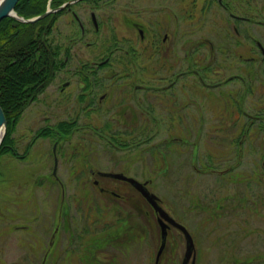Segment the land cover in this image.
Returning a JSON list of instances; mask_svg holds the SVG:
<instances>
[{"label": "rangeland", "instance_id": "1", "mask_svg": "<svg viewBox=\"0 0 264 264\" xmlns=\"http://www.w3.org/2000/svg\"><path fill=\"white\" fill-rule=\"evenodd\" d=\"M184 1L182 5L180 0H117L98 10L101 20L110 15L108 23L101 24L98 37L135 40L138 67L142 70L138 83L149 77L144 71L154 58L148 56L149 39L140 41L129 19L147 26L148 38L162 37L167 13L173 15L174 21L178 15L171 28H180V34L185 33L186 38L223 36L219 34V26L227 21L228 14L214 9L201 12L202 0ZM250 1L254 7L258 6L259 1ZM87 6L86 2L76 5L80 16L86 17ZM256 9L252 10L244 0V15L255 16ZM261 17L264 20V11ZM57 28L72 32V36L80 34L76 22L67 15ZM250 36L264 38V27H244V38ZM71 46L70 69L79 68L80 63L102 53L100 46L85 47L82 43ZM232 59V69L240 71L241 61L233 56L230 62ZM247 65L244 63V69ZM220 79L209 74L205 80L214 83ZM261 79H252L251 94H247L243 106L239 103L244 84L233 79L212 89L201 85L202 106L196 109L189 104L184 109L180 105V110L174 111L179 118L170 124L154 125L137 108L128 125L99 127L106 138H90L86 133L90 129L78 125L73 136L57 146L60 181L52 174L55 139H34L39 128L50 125L54 117H62L66 112L64 106L57 110L50 106L53 86L47 88L25 110L13 132L16 155L6 153L2 157L0 264H181L186 248L181 231L175 227L169 230L165 257L156 263L161 229L153 207L131 183L92 175L88 167L149 180L148 188L160 197L162 206L192 233L195 264H264V120L254 119L247 127L248 115L258 114L264 99L257 82ZM144 91L137 90V95L145 97ZM150 99H154L161 119L168 117V112L173 114L154 97ZM107 108L104 105L98 116L92 114L95 110H89L100 126L108 119ZM92 119L89 121L93 122ZM115 132L124 148L110 143L108 138ZM31 141L35 142L29 145ZM25 153V158L19 157ZM68 168H73L74 174L67 173ZM4 176L7 180L3 181ZM119 213H129L126 217L129 225L136 224L127 234L131 238L124 233L119 243L100 246L92 243L93 236L112 238L114 229L108 235H102V230L106 225L111 229ZM136 229L142 236L136 234Z\"/></svg>", "mask_w": 264, "mask_h": 264}, {"label": "flooded vegetation", "instance_id": "2", "mask_svg": "<svg viewBox=\"0 0 264 264\" xmlns=\"http://www.w3.org/2000/svg\"><path fill=\"white\" fill-rule=\"evenodd\" d=\"M115 1L117 0H100L97 6H92L86 1V4H88L86 17L80 16L76 8L73 7L61 14L56 20L52 31L55 36L52 39L62 42L64 46L66 45L59 56L63 57L64 55V58L59 61L58 68L52 71L48 84L40 91L37 98L30 103L31 105L37 102L47 88L53 86L50 106L56 110L64 106L66 112L62 117H54L55 121L50 125L65 121L73 123L77 127L82 125L83 129H90L86 131L90 138L96 136L106 138V133L99 127L128 125L133 112H137V108L144 116H147L146 120L154 125L173 122L179 118L174 111L178 112L180 105L186 109L191 104L193 108L199 109L202 106L200 95L203 96V93L200 92L201 85L212 89L233 79H239L244 84L242 98L239 103L243 106L247 94H251L249 90L253 82L252 79L258 77L262 78L257 82L263 90L262 94H264V38L252 36L244 38V27L248 28L250 25L264 27V20L261 17V13L264 11V0H257L259 1L257 7H254L253 1L247 0L248 7H251L252 10L257 8L255 16L244 15V0H202L200 3L201 12L206 9H214L229 15H227V21L221 22V26H219V34L223 35L220 38H186L185 33L180 34V28H171L172 23L178 20V15L175 16L174 21L173 15L169 13H167L168 19L163 25L164 33L162 37L157 35L148 38L147 26L137 19H129L128 23L139 34V40L143 42L149 39L150 52H148V56L154 58L150 68L144 71L149 77L145 79V82L140 83H138L137 78L142 70L138 67L139 50L136 47L135 40L97 36L101 24L102 26L107 24V18L110 19V15L107 14L101 20L102 14L98 13V10L105 9ZM180 2L183 5L185 1L180 0ZM193 4L196 5V1ZM77 14L79 19L76 16ZM65 15L76 22L80 29L79 36H72V32L67 33L66 30L57 28L61 18ZM78 43H82L85 47L100 46L102 47V53L99 57L80 63L79 68L75 66L74 69H70L69 65L73 53L71 44ZM203 50H205V53H202ZM233 56L242 63L243 67L240 71L232 69L234 59L230 62V57ZM244 63L248 64L246 69H244ZM250 64L256 67L251 68ZM61 73L63 74L61 75ZM209 74L221 79L214 83L206 81L205 79ZM122 79H131V81L125 82ZM130 82L131 87H129ZM119 83L123 85H116ZM141 89L145 90V97L137 95V90ZM117 93H120V95L115 97ZM151 97L157 99L162 106H165L164 108L167 111H173V114L170 115L168 112V117L161 119L155 108L154 99H150ZM205 103L203 102V105ZM104 105L108 107L105 110L108 119L102 122V126H100V121L91 118L89 110H95V113L92 114L98 116L101 115ZM248 116L250 118L248 124H253L252 121L257 118H259L258 121L264 120V99L261 101L258 114H249ZM90 119L95 123L89 121ZM92 126L95 128L92 129ZM108 129L110 131L114 130V128ZM73 132L71 134L58 133L57 137L54 138L53 152L54 159L57 158V163H59L57 155L59 142L73 136ZM112 134L116 135V132ZM116 137L118 140L117 135ZM108 139L111 141L110 136ZM120 146L117 145L116 147L124 148ZM57 168L58 165L55 168L54 162L52 174L56 181H60ZM68 169L67 173L74 174L73 168ZM87 171L92 175L103 176L101 174L103 171L96 170L94 167H88ZM94 183L97 184L98 179H95ZM59 184L63 183L60 182ZM109 230H102V235L110 234ZM118 235L120 233H117V236L113 234L112 240L107 243L103 239L102 245H109L118 241L119 239L116 240Z\"/></svg>", "mask_w": 264, "mask_h": 264}, {"label": "trees", "instance_id": "3", "mask_svg": "<svg viewBox=\"0 0 264 264\" xmlns=\"http://www.w3.org/2000/svg\"><path fill=\"white\" fill-rule=\"evenodd\" d=\"M66 1L69 0H19L16 5V11L19 15L30 18L43 14L48 7H59ZM86 1L92 6H97L100 2V0H83L74 4H68L64 9L51 12L47 16L34 22H22L14 17H6L1 20L0 104L6 114L8 126L1 146L0 168L4 154L16 155L15 149L17 148L13 132H15L17 124L25 110L48 84L52 76V71L58 68L59 61L64 58V55L63 57L59 56L66 45L64 46L62 42L52 39L55 36L52 31L56 20L69 8L72 9L75 5ZM249 125L247 124V127H250ZM77 128L73 123L62 121L55 125H45L39 128L34 138H55L58 133L71 134ZM110 137V143L112 145L115 147L117 145L125 147L123 143L117 140L115 134H111ZM34 142L31 141L29 145ZM137 143L139 142H134V145ZM27 153L19 157L25 158ZM11 165L13 167L15 166L14 164ZM2 175H4L3 172ZM2 180H7L6 176ZM118 209L121 211L120 208ZM63 214H65V211ZM117 216L116 223H112L110 230L114 229V234L120 233V237L124 236V233L128 236V232L130 230L132 231L136 224L133 227L131 223L129 225V221L126 218L129 216V213H119ZM110 227L106 225L105 230H109ZM137 233L139 236H142L139 229H136ZM128 237L131 238L130 236ZM118 239L119 236L116 240ZM102 240L99 236L91 237V242L94 244L101 245ZM110 240L112 238H104L105 243L110 242ZM165 252L164 250L161 255V261L165 257Z\"/></svg>", "mask_w": 264, "mask_h": 264}, {"label": "water", "instance_id": "4", "mask_svg": "<svg viewBox=\"0 0 264 264\" xmlns=\"http://www.w3.org/2000/svg\"><path fill=\"white\" fill-rule=\"evenodd\" d=\"M18 1L19 0H0V21L5 17L12 16L23 22H33V21L38 20L39 18H43L50 12L64 8L69 3H74L80 0H69L56 9L48 8L45 13L35 16V17H31V18H25L17 13L16 5ZM6 128H7V118H6V115H5V112L2 106L0 105V149H1V144L3 141L4 135L6 133ZM56 165H57V162H56ZM101 174L112 177V178L125 180L131 183L146 198V200L152 205L154 210L157 212L158 222L161 227V244L157 252L156 262L159 261L160 256L166 246L168 229L172 225L178 228L183 233L185 240H186V248H185V252H184V256H183L181 264H189L190 262L191 264L196 263L195 242H194L193 235L191 234L189 229L184 224L177 221L161 205L159 201L160 200L159 196L148 188L147 182H141L135 177L128 176L122 172H102Z\"/></svg>", "mask_w": 264, "mask_h": 264}]
</instances>
